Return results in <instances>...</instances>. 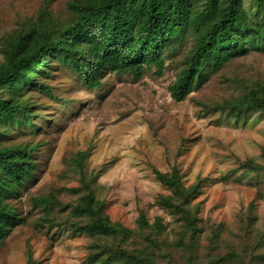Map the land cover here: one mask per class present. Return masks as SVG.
I'll use <instances>...</instances> for the list:
<instances>
[{
  "label": "rangeland",
  "instance_id": "rangeland-1",
  "mask_svg": "<svg viewBox=\"0 0 264 264\" xmlns=\"http://www.w3.org/2000/svg\"><path fill=\"white\" fill-rule=\"evenodd\" d=\"M70 1L0 0V62L15 29L36 20L42 9L65 25L74 16ZM241 2L250 24L264 20V0ZM195 38L191 28L172 38L162 75L155 67L141 78L106 70L95 88L68 65L50 60L41 75L50 89L23 93L31 119L0 130V145L36 147L37 161L34 177L11 197L24 222L0 242V264H27L29 257L34 264H102L88 257L93 239L71 224L81 220L71 215L84 192L76 189L88 181L110 220L131 229L127 245L154 229L153 243H145L156 247L149 250L159 260L171 254L184 264L185 221L166 204V197H177L157 176L174 169L185 189L199 187L188 209L199 226L202 260L229 254L225 264L247 263L249 244H264V110L250 107L236 116L221 106L246 103L243 97L253 89L264 94V42H249L248 52L216 70L207 65L202 82L176 101L170 86ZM44 198L47 205L39 202ZM142 217L152 228H140ZM215 229L221 235L211 251L208 238Z\"/></svg>",
  "mask_w": 264,
  "mask_h": 264
},
{
  "label": "trees",
  "instance_id": "trees-1",
  "mask_svg": "<svg viewBox=\"0 0 264 264\" xmlns=\"http://www.w3.org/2000/svg\"><path fill=\"white\" fill-rule=\"evenodd\" d=\"M69 8L74 16L65 25L58 24L52 14L42 9L34 21L14 30L2 51L0 62V130L6 124L31 119L32 107L23 93L27 90L50 89L43 81L46 66L53 58L68 65L90 88L100 85L106 70L116 74L131 73L141 78L147 68L155 67L162 75L165 67L164 50L171 49L172 38L186 28L195 33L192 50L186 56L176 80L171 84V95L176 101L184 100L207 75L206 66L214 70L232 57L249 51L251 41L264 42V20L250 24L241 0H71ZM253 89L241 101L226 105L238 116L250 107L264 110V94ZM35 148L28 145H0V242L4 241L15 225L24 222L11 203L17 188L35 175L37 161ZM264 152V147H263ZM160 181L172 187L177 200L166 197V204L185 221L186 237L183 244L184 264H225L228 255L211 254L201 259L200 235L195 215L188 209L191 198L198 192V184L185 189L180 175L174 169L170 174L157 172ZM77 192L84 191L72 205V228L90 236L89 259L102 264H177L171 254L165 259L151 251V233L130 243L131 229L112 222L105 204L97 199L88 182H82ZM48 198L39 202L47 205ZM141 229L152 228L140 218ZM162 229V225L157 224ZM158 228V227H157ZM220 229L208 238L210 250L218 248ZM148 245V246H147ZM260 241L250 243L248 261L242 264H264V249ZM247 249V246H246ZM168 250V247L166 248ZM237 253L231 250V257ZM27 264H34L29 257Z\"/></svg>",
  "mask_w": 264,
  "mask_h": 264
}]
</instances>
